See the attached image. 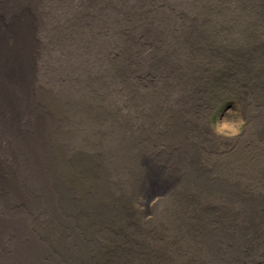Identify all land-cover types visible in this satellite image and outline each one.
Listing matches in <instances>:
<instances>
[{
    "label": "rangeland",
    "instance_id": "obj_1",
    "mask_svg": "<svg viewBox=\"0 0 264 264\" xmlns=\"http://www.w3.org/2000/svg\"><path fill=\"white\" fill-rule=\"evenodd\" d=\"M47 1L24 83L0 57V140L26 155L28 184L51 186L0 185L22 196L0 197V264L12 241L16 264H264V0ZM4 18L10 52L22 16ZM3 156L12 187L22 160ZM26 209L34 235L14 238Z\"/></svg>",
    "mask_w": 264,
    "mask_h": 264
},
{
    "label": "bare ground",
    "instance_id": "obj_2",
    "mask_svg": "<svg viewBox=\"0 0 264 264\" xmlns=\"http://www.w3.org/2000/svg\"><path fill=\"white\" fill-rule=\"evenodd\" d=\"M47 2H48L47 0H0V15L3 18L5 15L6 17L4 19H8V17H10L13 14H20L22 16V20H21L22 23L19 24L18 26H16V32L14 33L15 43H14V45H12L11 51L9 52V50H8L9 46L11 45L10 43H6L3 47L0 46V57L6 58V60L8 59V61L10 62V65L9 66L6 65V68H7V73L9 75V78L11 79L13 84L24 83V80L20 76L23 75L22 74L23 71H27V70L32 69V66H33L32 60H34L33 58L35 56L36 47L39 45V48H42V51L47 47L46 45L41 46V41L40 40L38 41L36 39V36H35L36 31L39 28L44 27V25H42V24L44 23L43 19L46 18V13L48 12L47 6L49 4H47ZM5 34H6V28L0 31V36L1 35L5 36ZM10 34H12V32H10L9 35ZM36 56H37V54H36ZM1 113L7 114L3 110L1 111ZM1 123H2V119L0 118V124ZM104 129L107 130L108 128H104ZM25 131H27V128L25 129ZM120 132L122 133V130H120ZM59 135L60 136H58L57 139H62L61 141H59L60 143L58 146L59 154H60L64 150V146L62 145V143L69 136L62 137L61 133ZM14 144H15V141L13 142V138L11 136L6 138L4 141L0 140V148L3 149L2 156L0 157V168L4 169L1 166L4 164V161H6V156H3L4 151H10L16 155L17 160H19V159L22 160V163L20 165L21 172L18 171L13 175L11 173L10 177H6V176L1 177L2 179L10 180L13 183L12 187L5 186L2 183L1 179H0V185L4 186L7 189L8 188L13 189V188H15V186L18 182L24 181L27 184L29 191H31L32 189H35V188H39V187H41L43 189L50 188L51 185L50 184L47 185L46 183L44 185H30V184H28V181L26 180L25 176L28 172H32V171L25 170L23 164H24V162H28V160L26 159V155L23 152H21L20 150L11 149L14 147L13 146ZM7 145H9L8 146L9 149H7V150H6V148L1 147V146L6 147ZM123 146H124V143L119 142L118 149H119L121 156H122V153L120 150ZM131 147L133 148V146H131ZM33 148H35L37 150L41 149V151L45 153V150L43 148L30 147V149H33ZM113 159H114L115 164L110 163L108 158L104 159V163H106L107 167H110L109 164L113 165V166H123L122 158L113 157ZM52 162L54 163V161H52ZM132 163L134 164L135 160H132ZM152 170L155 171V166L148 163L146 172L151 173ZM121 172H122V170H120V169H118V170L115 169L114 171L112 170V174L115 173V177L118 176L119 173H121ZM46 178L49 179V178H51V176L46 175ZM5 192L6 191L0 189V197L2 199L17 202L15 199H21L22 198V196L20 194L11 193L10 195H7V194H5ZM156 195L157 194H154L151 192L147 193L146 190L144 191V198H148V200H150V202H152L156 199V197H155ZM33 200L34 199H31V201H29L27 199L25 201L26 203L22 202V206L24 205L23 207L25 208L27 206H31V205L35 204L36 202H34ZM56 203H57V201H54L53 198H51L50 200L43 201L42 203L37 205V208L41 209L42 213L40 214V216L36 220H33L32 223H35L38 226H40V229L42 231H44V229H43L44 224L49 226L54 222L55 218L53 215L49 214L47 208H49V209L54 208ZM31 209L33 210L34 208H31ZM24 215H26V216L18 217L20 215H18V216L15 215V218H14V216H12L13 221L11 220L9 222V224H7V226L4 228V229H6V228L7 229H14L16 231L14 238L19 236L18 234H20V235L27 234V235H29V237H32L34 235V233L26 225V219H28V209H26V211L24 212ZM2 216H3V214H0V219H2ZM43 219L45 221L41 222ZM1 226L4 227V224H2ZM258 231L263 237L264 236V228H259ZM13 244H14V241H12L8 245H6V250H7L6 257L11 262L16 264L18 256L15 255V251L10 250V247ZM262 249H264V247ZM216 261L217 262H225V264L226 263L229 264V261L227 259H216L215 258V262ZM206 262H207V260L205 259L203 264H205Z\"/></svg>",
    "mask_w": 264,
    "mask_h": 264
},
{
    "label": "trees",
    "instance_id": "obj_3",
    "mask_svg": "<svg viewBox=\"0 0 264 264\" xmlns=\"http://www.w3.org/2000/svg\"><path fill=\"white\" fill-rule=\"evenodd\" d=\"M241 84H244L245 82H244V79L243 80H241V82H240ZM126 247L128 248V251L125 253V249H126ZM133 248V246H131L128 242H126L125 243V248L124 249H120V251L119 252H117V256H118V258L116 259V261L118 262V263H121L123 260H126V258H129V259H132L133 258V256H132V254H133V250H129V249H132Z\"/></svg>",
    "mask_w": 264,
    "mask_h": 264
}]
</instances>
